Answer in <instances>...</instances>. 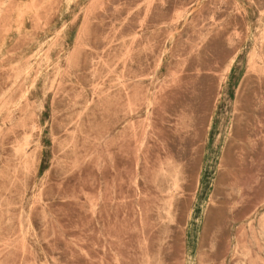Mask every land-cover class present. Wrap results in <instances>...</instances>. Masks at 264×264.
I'll return each instance as SVG.
<instances>
[{"label":"rangeland","instance_id":"1","mask_svg":"<svg viewBox=\"0 0 264 264\" xmlns=\"http://www.w3.org/2000/svg\"><path fill=\"white\" fill-rule=\"evenodd\" d=\"M0 264H264V0H0Z\"/></svg>","mask_w":264,"mask_h":264}]
</instances>
